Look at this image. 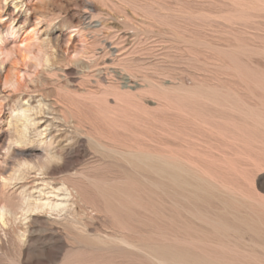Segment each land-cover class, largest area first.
<instances>
[{
  "label": "rangeland",
  "instance_id": "rangeland-1",
  "mask_svg": "<svg viewBox=\"0 0 264 264\" xmlns=\"http://www.w3.org/2000/svg\"><path fill=\"white\" fill-rule=\"evenodd\" d=\"M0 20V176L10 177L24 160L42 165L50 152L62 161L40 178L8 188L0 181V202L4 188L15 197L83 171L114 186L113 198L84 189L87 206L99 212L84 216L88 228L115 233L121 224L138 244L110 256L79 253L78 264H264V0H0ZM32 27L39 39L27 45ZM120 89L136 94L138 104ZM105 94L126 124L145 116L139 129L148 149L190 174L121 167L90 137L108 152L115 142L107 134L90 125L79 132L77 118L65 121L79 102ZM40 103L32 117L44 134L31 130L23 143L14 115ZM9 140L24 147L6 157ZM55 218L34 215L25 244L17 240L20 225L5 227L0 264L66 263L77 248L67 222Z\"/></svg>",
  "mask_w": 264,
  "mask_h": 264
},
{
  "label": "bare ground",
  "instance_id": "bare-ground-1",
  "mask_svg": "<svg viewBox=\"0 0 264 264\" xmlns=\"http://www.w3.org/2000/svg\"><path fill=\"white\" fill-rule=\"evenodd\" d=\"M13 33H14V30H11L9 32V34H13ZM25 33H26V36L23 38L22 41L23 42L28 41L27 45H30V44H32V41L34 42V41L39 39V29L38 28H35V27L29 28L27 30V32H25ZM2 53H5V52H1V54ZM5 54H6V56H9V54L7 52ZM22 56H23V60H26L25 57L26 56H30V55L23 54ZM17 82L19 83L18 80L13 82V83L14 84H18ZM180 90L182 91V89H180ZM121 91H123L124 94H122V92L121 93L119 92V96H123L124 95L123 98H125V100H127L129 102L133 101L132 103H134V101L138 97L136 94H132V92L129 91V90H125V91L121 90ZM183 91H185V90H183ZM187 94L189 95L190 92L187 91ZM194 94L195 93L193 92V95ZM104 96H106V98ZM104 96H103L104 99L100 100L101 97H99L100 101H96V102H92L91 101L92 103H89V104L84 103V102H79V105H77V109L71 108L73 111L71 112L70 115H68L67 117L64 118L65 121L69 122V121H71V119L74 120V118H77L79 120V129H78L79 132H86L87 125H90L91 127L95 128V131H96V133L98 135L107 134L106 136L109 137L111 140H113L115 142V144L114 143H110L111 145L113 144L112 145L113 147H110V148H112V150H110L108 152L104 148V146H106V144L102 143L101 139H97V137H95L94 134H92V133H91L92 135H90V137L92 136V138H94V140H97V142L99 144L98 148H101L100 149L101 152H104L109 157L115 158V160L118 161V162L115 161V163H118L121 167H126V168L129 169L131 167L133 168V167H143V166L146 167V166H149L150 167L149 173H150L152 168H156V171L158 169L161 170L162 168H168L172 172L173 175H175L177 172H179L180 166L178 165V162H177L178 160L175 161V160H172L171 158H170L171 160L165 159L164 158L165 155L163 156L160 153L161 151L159 152L156 149H154V150L148 149V147L150 145L146 142L147 139L145 140L144 138H142V136H141L142 134H140L141 132H140V129H139V126H140L139 125V121H140L139 119L141 118V120H142L143 117H145V116H139V119H138L137 117H134L136 115H133V116L128 115L130 117H134L136 120L135 119H133V121L130 120L131 122L130 123L128 122L126 124L125 121H127L128 118L126 117L125 121H123V119L125 117H123V118L118 117L117 113H116V110H115L116 107L114 105L112 107L111 104H109L111 102L108 101L109 99H107V95L106 94ZM115 96L117 97L116 98V100H117L116 102H119L118 93L117 94L115 93ZM139 99H141V97H139ZM122 100H123L122 102L124 103V99H122ZM216 100L219 101V99H216ZM139 101H141V100H139ZM235 102H237V101L235 100ZM120 103L121 102H119V104ZM123 103H121L120 106ZM116 104L118 106V103H116ZM134 104H136V103H134ZM125 105H127L128 108H130L131 112L133 111L132 108L129 107L128 103H125L124 105H122V107L124 106V108H125ZM138 106H139L138 108L141 107L140 105H138ZM41 107H42L41 103H40V105H38V106H36L34 108L21 106L19 108V113L14 115V122L16 123L15 129L17 130L18 137H19V140L21 142L28 143L29 141H31V138H30V131L31 130H34V132L36 133L37 136H40V135L44 134L43 130L39 131L36 128L37 122L34 121V119L32 117L33 111L34 110H38V108H41ZM119 108L121 109V107H119ZM117 110H118V108H117ZM142 111L144 112L145 110L142 109ZM126 112H130V111H126ZM135 112L137 113V108L135 109ZM133 113L134 112H132V114ZM145 113H146V111H145ZM122 115L123 114H121V116ZM144 115H146V114H144ZM148 116H150V115H148ZM66 119H69V120H66ZM130 119H132V118H130ZM146 121L144 119L143 122L146 123ZM142 126H143V124H142ZM93 130L94 129H92V131ZM90 131H91V129H90ZM86 133H88V132H86ZM122 137L123 138L127 137L130 140V142H132V143L126 141V142H128V145L126 143L122 144L123 143ZM108 141H110V140H108ZM113 141H111V142H113ZM94 144H95V142H94ZM103 144H105V145H103ZM152 145H153V147L155 146L154 144H152ZM49 155H54L57 158H59V154L56 153V152H54V153L50 152ZM21 163H23V162H21ZM19 164H20V162L18 163V167L14 170V172L19 170ZM164 165H166L167 167H165ZM40 166L44 167V164H42ZM46 168H48V167H46ZM178 168H179V170H178ZM186 168H184V169H186ZM147 169H149V168H147ZM147 169L145 171H147ZM182 170H180V173H184L185 172V171L181 172ZM128 171H127V173H128ZM163 171L166 172V170L163 169L161 171V173ZM186 171H187V169H186ZM125 172H126V170H125ZM133 172L135 173V171H133ZM188 172L190 174V170L187 171V173L186 172L185 173L188 174ZM75 174H77L78 176H75ZM75 174L72 176V178H70L68 176L70 179L69 178L68 179H63L57 185H54L49 180H43L44 181L43 187L39 188L38 192L27 191L26 189H24V190H21L15 197H13L10 194H8V192H7L8 189H6L7 190L6 191L5 188H4V190L2 192L3 200L0 202V207L4 208L6 210L5 211L4 223L7 226L9 224H11V225H14V226H19L20 225L22 227L21 229L19 228V230L16 233L18 242L19 243H24V240H25V237H26V233H27V229H26L27 227L26 226H27L29 220L34 215L45 214V215H47V217L48 216L49 217L50 216L56 217L54 220L59 221V222L64 220L68 224V225L66 224V226L69 227L70 239H71L72 243L75 245V247L77 248V250H75L74 253L72 252L73 254L71 253L68 256L67 262L64 263V264H78V262H79V257H78L79 253L81 254L83 252H86V253L87 252H89V253L95 252V253L100 254L102 256H105V255L106 256H110V255H113L114 251H116V252L117 251L125 252L126 250H129L130 247L134 248L135 244L137 242L134 243V242H132L130 240V238L128 237V235L126 234V232L124 230V227L121 224L117 225V228H115V233H113V232L110 233L109 232V233H104L103 234L102 233L103 231L99 232L100 229H98V228H97V231L88 228L89 226L87 224H89V223H85L84 216H89V217L91 216V218H95V216H97V214L99 212L97 211L96 208H94V207L89 208L87 206V201H86V198H85L84 189L85 188H90V189L94 190L95 192H97L98 194H100L101 196H107L108 198L110 196H112L111 198H113L112 193H113V189H114L113 187L114 186H112V183H110L108 180H105L107 178L94 179V178H92L90 176V174L84 173L83 171L82 172L79 171V172H77ZM128 174H127V176H128ZM156 174H157V172H156ZM22 175H23V173H22ZM135 175L136 174H134L133 177ZM159 176H160V174H159ZM172 176H170V177H172ZM128 177H130V175ZM176 177H174V178H176ZM6 178L9 180V183L5 184L2 181V183L4 184V186L6 188H8V187H10L12 185L14 186V185L17 184L16 183L17 181H20V180H15V183H13L12 181L15 179L14 176L6 177ZM72 179L77 181V182L76 183L69 182ZM112 179H113V177H112ZM138 179L139 178H137V180ZM113 180H115V179H113ZM134 180H136L135 177H134ZM110 181H111V179H110ZM143 181H146V180H143ZM149 181H150V179H149ZM172 181H173V179H172ZM111 182H113V181H111ZM130 182H131V180L129 181V183ZM154 182H156V181H154ZM121 183H122V181H121ZM123 183H126V182H123ZM156 183H158V182H156ZM48 185H51L52 188H49ZM60 185H63L66 190L63 191V192L57 191V192H55L53 194L52 190L53 189H58L60 187ZM116 185H119V184H116ZM120 185H121L120 189L122 188V191H123L124 190L123 187L126 188V185L125 184H120ZM122 185H125V186H122ZM119 186H117V187H119ZM127 188H128V185H127ZM132 188H135V187L133 186ZM136 188L138 189L139 187L136 186ZM137 189H132V190L138 191L139 189L138 190ZM94 191H92V192H94ZM130 192H132V191H130ZM41 193H43V195H41ZM124 194H125V197H126L127 193H124ZM116 195H117V193H116ZM130 196L132 197V195H130ZM133 196H134V194H133ZM125 197L124 198L122 197V198L124 200H126L128 196L126 197V199H125ZM129 197H128V199H129ZM137 197L138 196H136V199H138ZM43 200H48L49 203L51 205H53V206L52 207H45L43 205V203H41L39 205L36 203V201H43ZM129 200H127V201H129ZM25 201H27V203H25ZM120 201H121V199H120ZM125 203H128V202H125ZM132 205H137V204H135V202H134V204H132ZM109 206H108V209H109ZM123 206H125V205H123ZM91 218H90V220H91ZM57 219H60V220H57ZM95 219H92V220H95ZM126 224H127V222H126ZM113 228L114 227H112L111 230H113ZM2 230L5 231V226L0 224V240H1V232H2ZM128 231H127V233H128ZM129 235H131V234H129ZM129 252H132V251H129ZM43 255L45 257H47L48 259H50L52 262L55 263L56 256L53 255L52 253H50L49 251H47V249H46V252L43 253Z\"/></svg>",
  "mask_w": 264,
  "mask_h": 264
},
{
  "label": "snow or ice",
  "instance_id": "snow-or-ice-1",
  "mask_svg": "<svg viewBox=\"0 0 264 264\" xmlns=\"http://www.w3.org/2000/svg\"><path fill=\"white\" fill-rule=\"evenodd\" d=\"M5 3H7V0H5ZM0 23H3L2 20H0ZM21 48L26 47L25 44H21L20 45ZM26 60H31L32 57L31 56H26L25 57ZM75 59V57H74ZM5 88L9 89L12 88L14 90V86L13 85H9V84H5ZM35 111V110H34ZM69 144H71V141H68ZM15 147L17 149H22L24 147L23 144L17 143L15 145H13V142L11 140H9L7 142V146H5L3 148V152L5 154V156L7 157L8 154H10L11 149ZM44 160V167H41V161L39 160H34L33 162H28L27 160H24L23 163L19 164V170L14 172V173H8L6 174V176H14L15 179L12 181L13 183H15V180H23L27 177L30 176H35L36 178H40L44 175L45 173V168L51 165H58L61 164L62 161L60 159H58L56 156L54 155H47L43 158ZM23 173V175H22ZM0 181H3L5 184L9 183V180L5 177V176H0ZM49 188H52L51 185H48ZM36 190V189H34ZM66 189L64 188L63 185H60V187L58 189H53V194L57 191L63 192ZM41 195H43V193H41ZM25 203H27V201H25ZM36 203L39 205L41 203H43V205L45 207H52L53 205H51L49 203L48 200H43V201H36ZM5 209L0 207V224L4 225L5 227H7V225L4 223V219H5Z\"/></svg>",
  "mask_w": 264,
  "mask_h": 264
}]
</instances>
